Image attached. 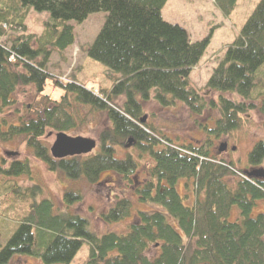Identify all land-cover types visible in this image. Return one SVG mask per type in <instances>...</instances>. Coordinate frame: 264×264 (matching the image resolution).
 <instances>
[{
  "label": "trees",
  "instance_id": "16d2710c",
  "mask_svg": "<svg viewBox=\"0 0 264 264\" xmlns=\"http://www.w3.org/2000/svg\"><path fill=\"white\" fill-rule=\"evenodd\" d=\"M14 1L21 10L13 15L0 7V113L17 104L20 88H31L41 100L17 122L0 119V144L24 138L36 160L71 183L115 186L117 178L99 181L103 173L115 174L150 209H137L125 187L101 217L110 225L130 220L128 231L100 235L72 211L83 197L79 192L67 188V206L60 208L41 198L28 159L8 167L1 160L0 189L29 207L0 237V264L21 257L32 264H70L83 247L85 264H264V210L254 211L264 202V178L237 172L212 151L214 140L236 132L240 115L264 112V93L256 94L264 80L258 77L264 0L238 34L225 20L238 0ZM28 8L51 16L42 39L26 36ZM88 59L107 68L110 89L78 81ZM49 84L61 92L59 100L45 94ZM209 93L218 99H208ZM151 101L161 107L178 102L196 116L217 111L220 118L214 128L199 123L208 139L188 147L141 123L143 104ZM79 107L106 116L110 127L91 154L54 159L45 135L53 130L77 136L88 125ZM130 139L131 150L123 151ZM147 165L149 180L133 190V178ZM248 165L264 168V140L253 147ZM23 178L32 186H21Z\"/></svg>",
  "mask_w": 264,
  "mask_h": 264
},
{
  "label": "rangeland",
  "instance_id": "374dc122",
  "mask_svg": "<svg viewBox=\"0 0 264 264\" xmlns=\"http://www.w3.org/2000/svg\"><path fill=\"white\" fill-rule=\"evenodd\" d=\"M260 0H238L231 15L225 19L228 25L231 27L235 34L240 33L243 25L253 13L254 9L258 5ZM0 7L9 10L10 15H13L15 11L21 10L14 0H0ZM26 12L25 24L27 26L26 36L34 35L35 38L42 39L45 37L49 26L46 28L47 23L51 22V16L49 13L37 12L34 9H24ZM264 79V67L258 73V77ZM108 75L107 68L93 60H86L83 71L78 77V81L84 84L86 87L96 88L99 90H107L112 86V80ZM264 93V80L263 86H261L256 94ZM46 95L54 100H59L61 92L57 91L52 85H48L46 88ZM219 95L209 93V98L218 99ZM226 98L233 99L238 104L250 105V102L243 99H237L236 97L226 96ZM38 95L31 88H20L17 95V104L5 114L0 113V119L6 118L10 122H17L18 119L30 115L34 104L40 102ZM143 115L146 117V123L149 126H153L156 129H161L173 138L179 139L178 143H183L188 147L190 144L194 147L204 146L206 142L207 134L199 130V123L208 124L209 128H213L216 124V120L220 118V113L216 111H210L204 113L202 116H196L192 114L188 108L186 109L181 103H176L174 107H161L156 102L151 101L143 104ZM80 113L85 114L84 120L88 123L79 133L76 135L82 138L90 139L97 144L99 143V137L101 133L110 126V122L106 116L101 113L90 114L88 109L79 107ZM32 109V110H30ZM30 117V116H29ZM57 133L53 130H48L45 135V143L51 147L57 139ZM264 140V112L255 109L248 111L240 116L239 126L231 135L221 137L218 140L212 142V151L216 152V148L221 144H228V151L226 154L219 156L221 159L228 160V163H233L237 172L242 170L251 171V167L248 165V156L253 147ZM131 145H126L123 151L131 150ZM234 149V150H233ZM122 157V156H121ZM28 159L33 166V178L40 183L43 188L41 198H50L55 202V205L60 208H65L67 205L63 200L64 191L70 188L72 191H77L83 197L81 202L73 205L72 211L87 217L90 220L91 229L99 233L120 232L121 234L128 231V224L130 220H126L121 223L110 225L106 221L102 220L101 214L105 213L108 209V205L113 198V194L122 196L121 193H125V185L120 177L115 174L103 173L101 174L99 181H107L109 178H117L118 185H108L103 183L100 185L89 184L86 182H68L59 173H51L48 168L35 159L33 153L26 146L24 138H15L12 142L7 144H0V162L5 160L4 167H8L12 162L23 161ZM145 167L136 177L133 179V190L138 187L142 188L149 180V165ZM19 184L26 187L32 186L29 179L23 178ZM114 186V187H113ZM128 196L137 206V209L147 210L149 206L142 204L136 196L131 192V187H126ZM132 190V191H133ZM182 192V188H178ZM183 196L186 192L181 193ZM29 203L20 202L13 195L8 193L7 189H0V237H5L6 231L16 227L17 221L23 217L28 211ZM264 210V202H260L258 208L255 207L254 211L258 213ZM239 216L237 210H234L232 214V220H236ZM12 223L9 229V225ZM156 245L150 252V259L156 257L155 250ZM148 252V253H149ZM157 254V253H156ZM88 257V248L83 247L80 252L75 256L70 264H85ZM34 261L27 257L16 258L13 264H32Z\"/></svg>",
  "mask_w": 264,
  "mask_h": 264
},
{
  "label": "water",
  "instance_id": "95a60500",
  "mask_svg": "<svg viewBox=\"0 0 264 264\" xmlns=\"http://www.w3.org/2000/svg\"><path fill=\"white\" fill-rule=\"evenodd\" d=\"M144 123V122H142ZM96 148V143L90 139L85 138H70L66 135L60 134L57 137L56 142L51 148V153L54 158H67L72 156L85 155L92 152ZM227 148L226 145H222L220 151L223 152ZM251 177L264 178V170L253 171L249 174Z\"/></svg>",
  "mask_w": 264,
  "mask_h": 264
},
{
  "label": "bare ground",
  "instance_id": "6f19581e",
  "mask_svg": "<svg viewBox=\"0 0 264 264\" xmlns=\"http://www.w3.org/2000/svg\"><path fill=\"white\" fill-rule=\"evenodd\" d=\"M214 2H215V0H214ZM172 144H173V143H171L170 145L172 146ZM127 145H128V144H127Z\"/></svg>",
  "mask_w": 264,
  "mask_h": 264
}]
</instances>
